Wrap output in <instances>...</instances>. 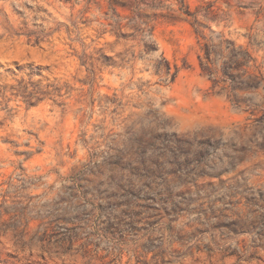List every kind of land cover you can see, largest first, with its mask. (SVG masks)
Listing matches in <instances>:
<instances>
[{
    "label": "rangeland",
    "instance_id": "rangeland-1",
    "mask_svg": "<svg viewBox=\"0 0 264 264\" xmlns=\"http://www.w3.org/2000/svg\"><path fill=\"white\" fill-rule=\"evenodd\" d=\"M0 264H264V0H0Z\"/></svg>",
    "mask_w": 264,
    "mask_h": 264
},
{
    "label": "trees",
    "instance_id": "trees-1",
    "mask_svg": "<svg viewBox=\"0 0 264 264\" xmlns=\"http://www.w3.org/2000/svg\"><path fill=\"white\" fill-rule=\"evenodd\" d=\"M188 17H194L196 19L195 13H192L190 10L182 12ZM197 27H195V25ZM193 26L195 28L196 34L202 35V31H200V22L195 20ZM203 37V36H202ZM204 40H206L205 37H203ZM233 48L230 49L231 56L235 57V62H234V67H230L229 69L232 70H239V69H245V67L249 64V61L252 60V56L249 53L248 50L240 48L238 49L239 51H236L237 49L235 48L234 44ZM205 51H206V60L207 63H204L203 60L200 58L201 61V70L203 74H206L208 76H218L219 72L216 68H214V62L212 58V46L209 45L208 43H205L204 45ZM210 65H213L210 66ZM154 68V73L159 76L161 79L167 80L170 83H174L180 73V68L177 65H172L169 61H167L165 58H161L159 62H156L153 66ZM222 82L226 83L227 81H233L234 80V75L231 72H223L222 79H220ZM219 83L220 81L213 80L214 86Z\"/></svg>",
    "mask_w": 264,
    "mask_h": 264
}]
</instances>
